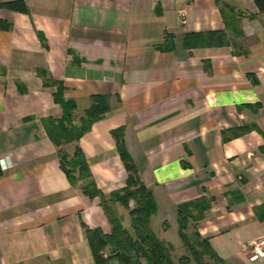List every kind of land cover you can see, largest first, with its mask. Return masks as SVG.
<instances>
[{
  "label": "crops",
  "instance_id": "crops-1",
  "mask_svg": "<svg viewBox=\"0 0 264 264\" xmlns=\"http://www.w3.org/2000/svg\"><path fill=\"white\" fill-rule=\"evenodd\" d=\"M15 1L24 9L4 6ZM39 71L63 83L74 122L91 96L108 100L62 146L82 150L100 193L126 184L113 136L123 128L159 239L185 248L178 205L202 197L185 232L227 264H264L249 253L264 236V16L252 0H0V264H95L84 227L110 225L100 197L60 168L42 119L61 107Z\"/></svg>",
  "mask_w": 264,
  "mask_h": 264
},
{
  "label": "trees",
  "instance_id": "trees-1",
  "mask_svg": "<svg viewBox=\"0 0 264 264\" xmlns=\"http://www.w3.org/2000/svg\"><path fill=\"white\" fill-rule=\"evenodd\" d=\"M258 11L264 16V0H252ZM11 8L24 9L22 1L4 4ZM226 23L237 32L236 24L230 7L222 9ZM230 22V23H229ZM169 35H165V45L159 49H168ZM44 85L56 87L53 99L61 107L59 117L42 119L43 127L48 138L58 147L60 168L64 171L68 181L74 187H79L89 198L100 197V204L110 225V233L105 234L100 228L84 227L85 236L92 251L95 264H175L172 260L173 246L159 239L150 226V219L157 210V205L150 189L138 178L135 165L126 149L123 140V128L113 131L116 147L124 167L128 172L125 186L105 196L96 188L82 150L75 146L69 155L62 146L77 141L89 131L91 125L110 110L106 97L93 95L90 104L82 113L78 122H74L73 114L76 109L74 100L64 98V85L53 80L46 71H39ZM134 205L130 206V201ZM121 204L128 210L131 230L122 224L121 218L115 213L112 205ZM112 204V205H111ZM208 203L204 198L178 205V230L187 255L179 257L177 264H227L220 258L206 239L197 232L190 236L185 230L190 222L195 223L207 209ZM195 212V214H194ZM206 259L210 260L206 261Z\"/></svg>",
  "mask_w": 264,
  "mask_h": 264
},
{
  "label": "rangeland",
  "instance_id": "rangeland-1",
  "mask_svg": "<svg viewBox=\"0 0 264 264\" xmlns=\"http://www.w3.org/2000/svg\"><path fill=\"white\" fill-rule=\"evenodd\" d=\"M116 204H118V207L120 208V210H122L121 213H124V218H125V219H123V225H124V227L127 228L128 230L132 231V230H131V227H130V218H129V215H127V214H128V210L125 209V208H124L121 204H119V203H115V204H113V205L111 204L112 207H113V209H114V211H115V213H116L118 216H119V212H118V209H117V205H116ZM129 204H130L131 207L134 205V203H133L132 200L130 201ZM155 228H156V230L158 231L157 226H155ZM173 248H174V247H173ZM187 254H188V251L186 250V248L180 247V248H178L176 251H174V249H173L172 254H171V256H172V260H173V262H174L175 264H177V263H178V259H179V257H181V256H183V255H187ZM206 261L211 262V261L208 260V259H206ZM192 264H195V263L192 262Z\"/></svg>",
  "mask_w": 264,
  "mask_h": 264
},
{
  "label": "built area",
  "instance_id": "built-area-1",
  "mask_svg": "<svg viewBox=\"0 0 264 264\" xmlns=\"http://www.w3.org/2000/svg\"><path fill=\"white\" fill-rule=\"evenodd\" d=\"M249 253L252 258H264V236L250 242Z\"/></svg>",
  "mask_w": 264,
  "mask_h": 264
}]
</instances>
